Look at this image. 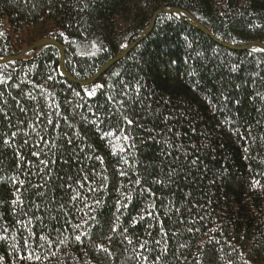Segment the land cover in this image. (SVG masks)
Instances as JSON below:
<instances>
[{
	"label": "trees",
	"instance_id": "obj_1",
	"mask_svg": "<svg viewBox=\"0 0 264 264\" xmlns=\"http://www.w3.org/2000/svg\"><path fill=\"white\" fill-rule=\"evenodd\" d=\"M141 37L86 86L0 64V264H264V50L219 44L264 0H0V59L74 80Z\"/></svg>",
	"mask_w": 264,
	"mask_h": 264
},
{
	"label": "water",
	"instance_id": "obj_2",
	"mask_svg": "<svg viewBox=\"0 0 264 264\" xmlns=\"http://www.w3.org/2000/svg\"><path fill=\"white\" fill-rule=\"evenodd\" d=\"M159 13H183V12L181 10H179V9H169V10L157 12V14H159ZM183 14H185L188 18L192 19L188 14H186V13H183ZM153 22H154V20H152V22H151L150 26L148 27L146 33H149L150 32V30H151V28L153 26ZM198 28L204 34H206L208 37H210L211 39L215 40L208 30H206L205 28H203V27H201L199 25H198ZM141 39H142V37L139 40H137L136 42H133L132 44H130L122 53H120L118 56L112 58L107 63H105L97 71V73L92 78H90L88 80H85V81L74 80L69 75L66 74V72L64 70V67H63L64 50H63L62 46L57 41H55L53 39H46V40L39 41V42L33 44L32 46L26 48L24 51H22L17 56L7 57V58L0 59V64L1 63H4V62H7V61L19 60L26 53L33 52V51L39 49L43 45L51 44V45L56 46L58 48V50H59V55H60V69H61V72L63 73V75L67 79H69L70 81H72L75 84H78L80 86H86V85H90L91 83H93L100 76V74H102L104 71H106L107 69H109L117 61H119L122 58H124L131 51V49L136 45V43H138ZM219 44L222 45V46H224V47H226V48H228V49H231V50L244 51V50H249V49H252V48H258V49L264 50V44H262L260 42H254V43H251V44H249L247 46H244V47H236V46H231V45H227V44H224V43H219Z\"/></svg>",
	"mask_w": 264,
	"mask_h": 264
},
{
	"label": "snow or ice",
	"instance_id": "obj_3",
	"mask_svg": "<svg viewBox=\"0 0 264 264\" xmlns=\"http://www.w3.org/2000/svg\"><path fill=\"white\" fill-rule=\"evenodd\" d=\"M49 78H51V77H49ZM88 94H89V95H94V92H89ZM110 99H111V98H110ZM125 120H127V117H125ZM127 122H128V123H131V121H130V120H129V121H127ZM105 135H106V136H111V135H112V133H111V132H109V133H105ZM117 139L119 140V137H117ZM124 139L126 140V139H127V137H124ZM69 143H71V141H69ZM115 150H116V149L114 148V149H113V151L115 152ZM121 151H123V149H121ZM37 155H38V154H37ZM44 163H46V162H44ZM121 175H124V173H121ZM21 183H22V182H21ZM136 183H137V184H139V183H140V181H139V180H137V181H136ZM115 230H116V229H115V228H113V231H115ZM76 239H77V240H79V239H80V237H79V236H77V237H76ZM98 247H101V248L103 249V246H102V245H99Z\"/></svg>",
	"mask_w": 264,
	"mask_h": 264
}]
</instances>
